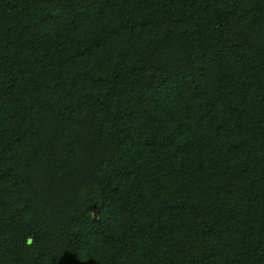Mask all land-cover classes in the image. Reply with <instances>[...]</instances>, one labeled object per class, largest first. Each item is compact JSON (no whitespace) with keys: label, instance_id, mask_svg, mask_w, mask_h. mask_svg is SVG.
Listing matches in <instances>:
<instances>
[{"label":"trees","instance_id":"1","mask_svg":"<svg viewBox=\"0 0 264 264\" xmlns=\"http://www.w3.org/2000/svg\"><path fill=\"white\" fill-rule=\"evenodd\" d=\"M0 264H264V0H0Z\"/></svg>","mask_w":264,"mask_h":264}]
</instances>
